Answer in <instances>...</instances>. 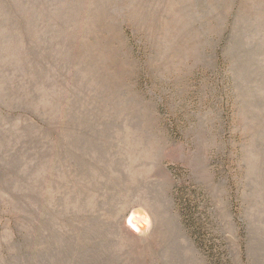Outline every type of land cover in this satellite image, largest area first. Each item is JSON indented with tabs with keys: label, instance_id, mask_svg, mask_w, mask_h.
<instances>
[{
	"label": "rangeland",
	"instance_id": "1",
	"mask_svg": "<svg viewBox=\"0 0 264 264\" xmlns=\"http://www.w3.org/2000/svg\"><path fill=\"white\" fill-rule=\"evenodd\" d=\"M0 264H264V0H0Z\"/></svg>",
	"mask_w": 264,
	"mask_h": 264
}]
</instances>
